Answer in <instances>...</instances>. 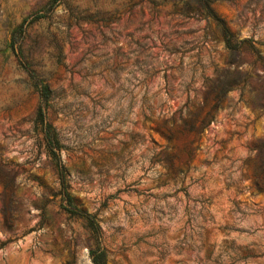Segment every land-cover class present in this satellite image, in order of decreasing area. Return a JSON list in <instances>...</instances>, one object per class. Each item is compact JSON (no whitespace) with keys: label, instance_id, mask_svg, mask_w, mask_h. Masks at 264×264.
<instances>
[{"label":"rangeland","instance_id":"rangeland-1","mask_svg":"<svg viewBox=\"0 0 264 264\" xmlns=\"http://www.w3.org/2000/svg\"><path fill=\"white\" fill-rule=\"evenodd\" d=\"M250 45L264 0H0V264H264Z\"/></svg>","mask_w":264,"mask_h":264},{"label":"trees","instance_id":"trees-1","mask_svg":"<svg viewBox=\"0 0 264 264\" xmlns=\"http://www.w3.org/2000/svg\"><path fill=\"white\" fill-rule=\"evenodd\" d=\"M220 30H221V33L223 36V41H224L226 48L237 49L238 44L240 42L238 43L237 41H235L233 36L227 31V29L225 27L220 26ZM242 41H245V40H242ZM250 49L252 50V52L257 54L260 58H262L253 45H250ZM262 59H264V58H262ZM39 91H40L41 102H40V107H39V111H38V117L40 120V124L42 125V133H43L45 145L48 149V153L52 156H56V154L58 153L57 151L59 150V143H58V140L55 136L54 131L52 130L50 125L45 121V111L42 107V105H45L47 100H48L49 90H48L47 86L42 85L40 87ZM216 98L217 97H215V99ZM202 123H203V126L206 124L205 121H202ZM193 142H194V139L190 140L187 146L192 145ZM187 155H188V157H190L192 155L191 149H187ZM59 180H60V187H61L62 195L64 196V199L66 200V202L70 205L71 199H70V196H69V193L67 190L68 184L66 183L65 177L62 175V173H59ZM70 210L72 212L78 214V215L83 216L85 219H87L89 221V223L91 225H93V226L95 225V220L93 219L92 215L84 213L82 211H79L75 207H72ZM89 254H90V258L94 264H106L105 254H104L103 250L91 249L89 251Z\"/></svg>","mask_w":264,"mask_h":264}]
</instances>
